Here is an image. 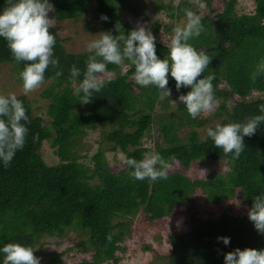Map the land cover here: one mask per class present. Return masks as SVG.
Instances as JSON below:
<instances>
[{"label": "trees", "instance_id": "1", "mask_svg": "<svg viewBox=\"0 0 264 264\" xmlns=\"http://www.w3.org/2000/svg\"><path fill=\"white\" fill-rule=\"evenodd\" d=\"M131 1L49 0V3L54 9L52 17L58 23L80 21L95 13L98 19L108 18L101 19V30L116 36L120 34L117 24L125 35L135 29L122 15L124 8L134 14L141 9L142 3ZM8 2L0 0V12ZM204 2L207 7L212 5V0H201V5ZM255 3L252 13L239 14L237 0L227 1L222 12L213 11L201 17L203 32L189 41L197 51L211 58L198 79L215 76L213 95L222 102L213 116L221 125L259 115L258 106L264 104V75L258 76L255 83L250 79L255 66L264 58V0ZM155 7L177 24L185 20V9L198 15L201 8L188 0H170L167 4L160 1ZM173 27L165 29L171 31ZM153 29L159 30L160 26L156 24ZM49 31L56 38L53 51L59 61L58 68L46 70L44 83H51L41 94L48 101L46 113L50 123L36 114L34 102L28 96H17L30 122L26 124L24 147L7 167L0 161V249L7 243H19L30 246L44 264H64L66 251L76 248L83 252L77 264H118L119 253L125 251L123 244L133 235V219L140 213L148 223L140 222L138 229L172 217L180 207L193 206L198 192H202L207 203L219 206L242 199L248 209L255 196L264 195V124L253 136L244 137L245 149L239 158L233 159L232 154L225 155L214 146L207 130L204 137L200 136L199 129L208 121L201 119V115L193 119L178 101L190 88L182 87L178 92L169 74L167 87L171 95L162 98L156 86L143 87L135 82V68L127 60L120 65L109 64L107 73L114 76L100 80L101 91L93 92L92 101L82 105L83 93L76 95V89L83 76L73 85L70 69L75 65L83 73L85 61L93 53L72 51L70 39L62 38L58 28L51 26ZM155 45L157 56L167 59L168 45L159 41ZM25 63H17L7 42L0 38V67H10L18 78ZM124 67L128 69L123 73ZM57 71L63 74L57 77ZM231 95L243 101L228 107L226 101ZM154 126L161 141L154 148L145 147L143 140ZM188 126L195 129L182 136ZM96 129H101L100 147L91 161L86 162L80 154L82 144L90 131ZM47 142L59 160L53 165L42 154ZM118 151L137 160L145 152L175 160L167 179L134 180L127 165L117 173L110 169L107 152ZM223 160L229 164L225 175L211 173L203 179L189 175L196 163ZM70 232L83 238L74 248L64 252L44 249L49 239L64 238ZM218 237L230 238V243L225 246ZM170 240L172 251L167 264H224V254L237 248L264 249V235L255 230L247 213L235 215L230 210H222L212 218H197L188 232L172 235ZM84 253L91 254L90 258Z\"/></svg>", "mask_w": 264, "mask_h": 264}, {"label": "clouds", "instance_id": "2", "mask_svg": "<svg viewBox=\"0 0 264 264\" xmlns=\"http://www.w3.org/2000/svg\"><path fill=\"white\" fill-rule=\"evenodd\" d=\"M193 3L202 6L201 0ZM53 5L49 0H9L8 5L0 12V38L7 42L13 58L17 63L26 62L18 78L22 81L24 95L36 91L45 80V72L49 67L58 68L59 61L54 58L56 38L49 29L54 19L49 18ZM185 20L176 24L168 44L167 59H161L156 54L155 37L144 25L138 24L127 35L119 31L113 36L111 32H100L87 44L89 55L85 61V70L73 65L70 76L73 85L83 76L76 95L83 93L81 104L92 101L93 92H100L102 82L100 74H106L109 64L120 65L125 60L134 66L133 79L143 87L156 86L163 97H170L171 90L167 87L169 74L175 81L176 90L190 88L187 94L178 97L193 119L202 113L215 109L216 99L213 95L214 75L204 76L211 58L203 51H197L189 41L199 37L204 28L201 17L185 9ZM107 21L106 16L101 17ZM62 71L55 75L61 76ZM264 75V58H262L251 73L250 79L255 83L258 76ZM175 103V101H173ZM259 115L246 118L243 122L217 124L215 128L207 129V136L214 146L222 149L225 155L232 154L233 159L239 158L244 151V137L253 136L258 127L264 124V104L258 106ZM26 109L14 93L0 94V161L7 167L16 152L25 145L28 134L26 124L29 123ZM37 137H34L36 139ZM175 157L163 158L156 152H145L142 159L123 158V162L131 169L130 177L134 180L167 179L168 170L173 166ZM206 174V170H201ZM248 219L255 230L264 235V195H257L247 211ZM225 246L230 238L218 237ZM171 248V245H169ZM3 254V264H40V258L34 255L30 246L19 243H7L0 249ZM224 264H264V249H235L224 254Z\"/></svg>", "mask_w": 264, "mask_h": 264}, {"label": "rangeland", "instance_id": "3", "mask_svg": "<svg viewBox=\"0 0 264 264\" xmlns=\"http://www.w3.org/2000/svg\"><path fill=\"white\" fill-rule=\"evenodd\" d=\"M160 1L165 4L170 2V0H132L131 4L142 3L141 9L134 14L127 8H124L122 9V15L134 28H136L138 24L144 25L146 30H150L152 32L155 37V41L168 45L174 33L173 29L171 31H166L165 27L171 25L175 27L177 23L175 20L169 18L164 11L159 12L156 9L155 5L160 3ZM188 1L192 2L193 0ZM227 1L229 0H212V5L210 7H207L204 2L199 9L200 14L198 15L203 17L213 11L214 13L222 12ZM255 6V0H237V12L239 14L252 13ZM97 17V14L90 13L85 15L80 21L69 20L63 23H58L54 17H52V13H49V18L54 19L52 26L58 28L62 38L70 39L68 45L70 49L75 52L88 51L86 46L93 39L92 36L102 32L101 29L103 28V23L101 19H98ZM156 24L160 26L159 30L153 29V26ZM127 69L128 67H124L123 73L126 72ZM113 76L114 74L107 73L102 77H99V80H102L104 77ZM50 83L51 82L43 83L36 91L26 95L34 102L36 114L41 116L48 124L50 123V118L46 113L48 101L43 99L41 94L48 88ZM223 87L227 88L226 85H223ZM9 93H14L16 96L24 95L22 83L18 78L14 77L10 67L1 66L0 94L8 95ZM241 101H243V99H240L235 95H231L226 103L228 107H232ZM221 102L222 101H216L214 111L201 114V119L208 121L202 129H199L201 137L205 136V131L208 128H214L220 123L219 120L214 119L213 113L219 109ZM173 109H175L174 106L172 107V110ZM194 129V127L188 126L183 129L181 135L185 136V134ZM100 139L101 129L91 130L89 135L84 139L80 154L85 156L84 160L86 162H90L92 156L99 150L100 146L98 143ZM160 141L161 140L158 139L157 126H154L151 133L144 138L143 145L145 147L154 148ZM42 154L46 162L50 165L59 161L58 157L54 154L51 143L49 142L45 144ZM124 157L126 156L121 151H118L117 153L107 152L109 166L113 172H120L126 167V164L123 162ZM201 170H206V174L202 173ZM228 171L229 164L227 161L223 160L214 163L209 161L194 164L189 171V175L194 179H203L207 178L211 173L225 175ZM194 199L195 203L193 206L180 207L172 217H166L160 222L145 225L139 229L137 228V225L140 222L147 224L148 221L146 216L141 213L135 217L133 219V235L123 244L125 251L119 253L120 262L118 264H167L172 251L170 237L172 235H180L188 232L195 219L216 217L222 210H230L231 213L235 215L245 214L248 210L247 204L245 205L242 199L225 202L220 206L207 203L202 192H198ZM82 240L83 238L80 234L70 232L64 238L49 239L44 249L48 251L64 252L70 248H74L75 245ZM169 245H171V248H169ZM66 253L67 254L63 259L64 264H77L83 256V252L76 248L70 252L66 251ZM84 255L90 258L91 254L84 253ZM40 264H44V261L41 259Z\"/></svg>", "mask_w": 264, "mask_h": 264}]
</instances>
